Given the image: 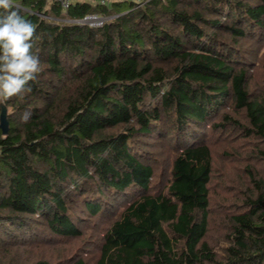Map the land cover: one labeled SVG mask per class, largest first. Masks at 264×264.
Segmentation results:
<instances>
[{
	"label": "trees",
	"instance_id": "trees-1",
	"mask_svg": "<svg viewBox=\"0 0 264 264\" xmlns=\"http://www.w3.org/2000/svg\"><path fill=\"white\" fill-rule=\"evenodd\" d=\"M13 4L43 71L0 104V264H264V0Z\"/></svg>",
	"mask_w": 264,
	"mask_h": 264
},
{
	"label": "clouds",
	"instance_id": "clouds-1",
	"mask_svg": "<svg viewBox=\"0 0 264 264\" xmlns=\"http://www.w3.org/2000/svg\"><path fill=\"white\" fill-rule=\"evenodd\" d=\"M14 7L13 0H0V104L30 93V82L43 71L32 51L36 25Z\"/></svg>",
	"mask_w": 264,
	"mask_h": 264
},
{
	"label": "rangeland",
	"instance_id": "rangeland-1",
	"mask_svg": "<svg viewBox=\"0 0 264 264\" xmlns=\"http://www.w3.org/2000/svg\"><path fill=\"white\" fill-rule=\"evenodd\" d=\"M136 1H142V0H136ZM259 55L261 56V58L260 57H257L256 58V60L253 62V64L254 65H256V66H259V65H264V62H261V59L263 58V56H264V46L262 47V49H261V51L259 52ZM263 76H264V66H261L260 67V69H258V71L257 72H255V74H254V77L256 78V79H258V78H263ZM236 143H239V142H231L230 144H224V143H222V142H217L215 145H216V147L218 148H216L215 150H214V152H215V163H216V172L217 173H221V171L222 170H225L228 166H230V164H229V162L228 163H226V160H224V157H222L221 156V152H220V150L221 151H224V150H227L226 148L224 149V146H228V147H232L233 145H236ZM221 159V160H220ZM232 163V162H231ZM216 173V174H217ZM215 174V175H216ZM215 178H217V176L215 177ZM215 178H214V180H215ZM213 180V181H214ZM93 232V230L91 229V228H88V229H85V237L83 238V240L84 239H86V241H87V239L89 238V235L91 234ZM83 240H81V239H79L77 242L78 243H80L81 244V242L83 241ZM87 243V242H86ZM82 245H84V244H82ZM62 246V245H61ZM59 248H58V250L59 251H61L63 248H61L60 246H58ZM64 247V246H63ZM53 247L52 246H50V247H47V251L46 252H52L50 249H52ZM54 248H56V247H54ZM53 248V249H54ZM65 248V247H64ZM52 249V250H53ZM14 253H15V255L18 257V258H23V259H27V260H33V259H35V258H39V257H41V252H43L42 251V249L39 247H37V246H34L32 249L31 248H29V249H26V250H24V249H21V248H15L14 249ZM56 256H60L59 254H56V252L54 253Z\"/></svg>",
	"mask_w": 264,
	"mask_h": 264
},
{
	"label": "built area",
	"instance_id": "built-area-1",
	"mask_svg": "<svg viewBox=\"0 0 264 264\" xmlns=\"http://www.w3.org/2000/svg\"><path fill=\"white\" fill-rule=\"evenodd\" d=\"M58 2L64 9L68 8L71 0H55ZM102 3H107V0H99ZM104 18L97 14H89L85 16L83 19H80L79 22L82 23H90L92 25H101Z\"/></svg>",
	"mask_w": 264,
	"mask_h": 264
},
{
	"label": "water",
	"instance_id": "water-1",
	"mask_svg": "<svg viewBox=\"0 0 264 264\" xmlns=\"http://www.w3.org/2000/svg\"><path fill=\"white\" fill-rule=\"evenodd\" d=\"M0 127L3 131V133H7V131H8V120H7L5 108H3L1 116H0Z\"/></svg>",
	"mask_w": 264,
	"mask_h": 264
}]
</instances>
